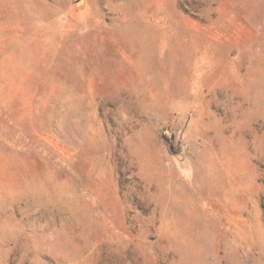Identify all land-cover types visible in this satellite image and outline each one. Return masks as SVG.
I'll use <instances>...</instances> for the list:
<instances>
[{
	"label": "rangeland",
	"instance_id": "374dc122",
	"mask_svg": "<svg viewBox=\"0 0 264 264\" xmlns=\"http://www.w3.org/2000/svg\"><path fill=\"white\" fill-rule=\"evenodd\" d=\"M0 264H264V0H0Z\"/></svg>",
	"mask_w": 264,
	"mask_h": 264
}]
</instances>
